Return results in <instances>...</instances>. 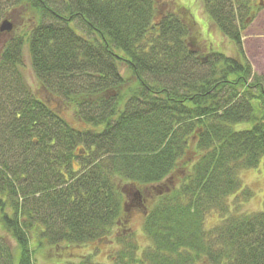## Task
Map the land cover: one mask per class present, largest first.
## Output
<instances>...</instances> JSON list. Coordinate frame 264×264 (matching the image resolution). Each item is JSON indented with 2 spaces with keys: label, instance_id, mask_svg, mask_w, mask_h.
<instances>
[{
  "label": "trees",
  "instance_id": "trees-1",
  "mask_svg": "<svg viewBox=\"0 0 264 264\" xmlns=\"http://www.w3.org/2000/svg\"><path fill=\"white\" fill-rule=\"evenodd\" d=\"M8 1L0 228L17 248L0 233V264H39L35 241L104 240L132 205L153 247L138 259L121 239L116 264H264V210L228 203L264 159V76L243 42L264 0H196L234 57L206 46L182 0ZM26 46L46 100L26 83ZM214 211L226 219L207 230Z\"/></svg>",
  "mask_w": 264,
  "mask_h": 264
},
{
  "label": "rangeland",
  "instance_id": "rangeland-1",
  "mask_svg": "<svg viewBox=\"0 0 264 264\" xmlns=\"http://www.w3.org/2000/svg\"><path fill=\"white\" fill-rule=\"evenodd\" d=\"M182 1L184 2V4H182L181 6L191 10L195 17V20L198 22L199 30L203 36L206 46L208 45L209 49L222 52L226 56H236V46L234 42L226 38L217 27L210 28L208 18L204 14L203 10L201 8H198L196 0ZM9 3L10 2L8 0H0V24L6 19L10 20V16L14 15L15 18L17 17V11L14 12L12 11V9H9ZM262 13H264V10H261L258 13L253 25L246 31V33L253 27V30L255 32H261L260 30L255 29V26L260 21ZM17 19L15 21H18ZM201 19L207 20V28L205 27ZM19 23L20 22L18 21V24ZM21 29L22 24L20 23L17 33H19ZM262 33H264V31ZM9 39V33H0V52L2 51L5 42ZM23 64V74L28 86L32 89L35 95L39 97V99H48L47 95L41 89L37 76L33 70L31 57L27 46L24 48L23 52ZM64 116L72 124L76 125V127H83L81 124H78V121L75 119L74 109H69L65 111ZM239 178L241 180L242 189L229 198L228 203L230 212L234 215H244L263 211L264 159L261 161L259 167L245 169L244 171H242L239 174ZM129 191L131 192V189ZM132 193H134V191ZM128 199L126 200L130 202V199ZM145 212V209H141V207H138L137 205H132L130 207L129 212H127L126 219H124L122 222L125 223L124 225L121 226L122 223H120L119 225L113 227L107 238L91 244L80 246L75 245L67 249L63 247L55 249V247H42L38 244L37 241H35L32 244V249L34 250V260L37 261V263L39 264L79 263L82 260L87 259L94 263L116 264V256L119 252L124 249V243L128 241L133 242L134 246H136L135 257L140 259L143 257L144 253L148 252L151 247H153V243L147 236L144 228ZM224 217L225 216L216 211L210 213L206 218L207 230L217 227L226 219ZM0 233L1 236L4 237L7 241V244L13 249V253H16L17 247L15 241H13L9 236L4 234V231H2L1 228ZM121 239L125 240V242L120 241ZM131 264H134V262H132Z\"/></svg>",
  "mask_w": 264,
  "mask_h": 264
},
{
  "label": "crops",
  "instance_id": "crops-1",
  "mask_svg": "<svg viewBox=\"0 0 264 264\" xmlns=\"http://www.w3.org/2000/svg\"><path fill=\"white\" fill-rule=\"evenodd\" d=\"M202 22L207 28V20H202ZM253 29L254 27L244 35V48L256 72L264 76V33H262L264 31V13L261 14V19L255 26V29L261 32H255Z\"/></svg>",
  "mask_w": 264,
  "mask_h": 264
},
{
  "label": "water",
  "instance_id": "water-1",
  "mask_svg": "<svg viewBox=\"0 0 264 264\" xmlns=\"http://www.w3.org/2000/svg\"><path fill=\"white\" fill-rule=\"evenodd\" d=\"M14 30V24L6 19L0 24V33H11Z\"/></svg>",
  "mask_w": 264,
  "mask_h": 264
}]
</instances>
